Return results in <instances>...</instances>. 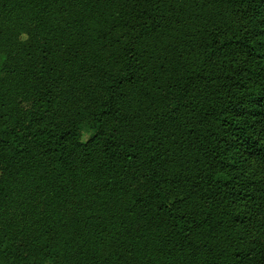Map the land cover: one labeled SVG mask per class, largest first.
Wrapping results in <instances>:
<instances>
[{"label":"trees","instance_id":"trees-1","mask_svg":"<svg viewBox=\"0 0 264 264\" xmlns=\"http://www.w3.org/2000/svg\"><path fill=\"white\" fill-rule=\"evenodd\" d=\"M1 55L0 264H264V0H0Z\"/></svg>","mask_w":264,"mask_h":264},{"label":"rangeland","instance_id":"rangeland-1","mask_svg":"<svg viewBox=\"0 0 264 264\" xmlns=\"http://www.w3.org/2000/svg\"><path fill=\"white\" fill-rule=\"evenodd\" d=\"M4 62V57L0 56V72L2 69V64ZM0 77H2L0 73ZM20 200L22 204H36L38 202L44 203V200L40 199L37 194L34 192H28L25 194H22L20 196ZM95 199L89 195V198L86 201H83V199H77V196L68 200L66 203L62 204L60 208L62 209L63 213L67 215L68 217L72 216H83L93 213V208L96 209V211L100 213H104L105 216L113 217L116 215L115 207L107 206V205H98L95 203ZM94 206V207H93Z\"/></svg>","mask_w":264,"mask_h":264}]
</instances>
